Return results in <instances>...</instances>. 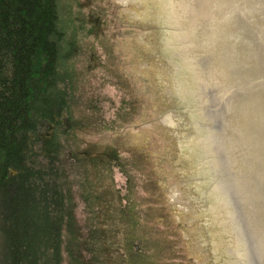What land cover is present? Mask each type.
Wrapping results in <instances>:
<instances>
[{
	"label": "rangeland",
	"instance_id": "obj_1",
	"mask_svg": "<svg viewBox=\"0 0 264 264\" xmlns=\"http://www.w3.org/2000/svg\"><path fill=\"white\" fill-rule=\"evenodd\" d=\"M57 1L65 33L60 70L72 100L65 114L71 131L60 136L66 151L80 155L88 148L120 161L134 148L147 161L134 173L138 181L116 167L93 172L98 202L75 191L80 235L91 237L100 225L93 242L111 243L97 259L80 250L78 264H212L204 196L191 193L199 182L189 173L186 133L179 131L158 56L148 51L154 47L144 27V0ZM56 127L42 126L39 135L52 138ZM127 176L136 187L135 205L117 217L114 200L127 196ZM63 258L68 264V255Z\"/></svg>",
	"mask_w": 264,
	"mask_h": 264
},
{
	"label": "water",
	"instance_id": "obj_2",
	"mask_svg": "<svg viewBox=\"0 0 264 264\" xmlns=\"http://www.w3.org/2000/svg\"><path fill=\"white\" fill-rule=\"evenodd\" d=\"M212 264H264V2L144 0Z\"/></svg>",
	"mask_w": 264,
	"mask_h": 264
},
{
	"label": "trees",
	"instance_id": "obj_3",
	"mask_svg": "<svg viewBox=\"0 0 264 264\" xmlns=\"http://www.w3.org/2000/svg\"><path fill=\"white\" fill-rule=\"evenodd\" d=\"M64 48L57 0H0V264H63L64 255L78 264L80 250L97 259L111 243L93 242V231L104 230L100 225L91 237L80 235L75 191L98 202L93 172L116 167L138 181L135 174L147 165L134 148L120 161L88 148L80 155L66 151L60 136L71 131L65 114L72 100L60 70ZM58 124L52 138L39 135L42 126ZM127 180V196L114 200L117 217L135 205L130 194L136 187ZM113 249L120 251L119 245Z\"/></svg>",
	"mask_w": 264,
	"mask_h": 264
},
{
	"label": "clouds",
	"instance_id": "obj_4",
	"mask_svg": "<svg viewBox=\"0 0 264 264\" xmlns=\"http://www.w3.org/2000/svg\"><path fill=\"white\" fill-rule=\"evenodd\" d=\"M262 2H264V0H262Z\"/></svg>",
	"mask_w": 264,
	"mask_h": 264
}]
</instances>
